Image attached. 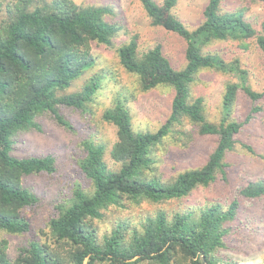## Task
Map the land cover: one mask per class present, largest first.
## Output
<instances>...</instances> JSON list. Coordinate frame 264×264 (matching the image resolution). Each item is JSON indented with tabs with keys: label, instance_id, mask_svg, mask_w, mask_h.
<instances>
[{
	"label": "trees",
	"instance_id": "1",
	"mask_svg": "<svg viewBox=\"0 0 264 264\" xmlns=\"http://www.w3.org/2000/svg\"><path fill=\"white\" fill-rule=\"evenodd\" d=\"M177 1L138 0L152 25L184 40L185 63L181 69L173 67L160 45L140 51L135 37L116 49L119 64L136 76L141 91L157 86L171 88L166 120L153 132L134 130L125 104L128 96L123 89L117 90L102 118L116 129L109 156L118 168L107 166L103 143L84 140L85 154L78 166L91 185H75L70 198L57 207L58 213L48 222L53 246L30 239L11 260L6 253L7 240L0 237V264H220L216 252L226 246L230 222L237 214V198L227 206L212 202L182 212L158 209L145 215L138 228L120 223L101 238L89 223L101 218L111 206L123 207L126 201L162 203L210 185L219 173L224 175V157L236 143L254 153L236 135L260 107L253 105L243 121L232 118L231 107L239 89L253 103L264 97V89L252 90L244 81L246 72L238 69L236 61H226L204 48L215 41L235 40L246 45L245 40L254 39L264 55V22L257 31L245 19L243 9L226 10L222 5L225 0H206L202 20L189 29L174 13ZM112 13L109 6H83L73 0L0 1V233L23 234L29 229L21 210L35 204L38 197L23 186L22 177L55 170V158L50 154H13L15 135L32 128L40 131L35 117L44 112L60 126L73 130L59 107L84 110L105 77L102 72L93 73L79 91H62L94 65L92 42L112 44L120 29L106 18ZM203 69L237 73L240 78L225 83L217 123L206 119L201 96H189V85L198 80ZM186 125L196 127L200 135H216V145L200 167L162 180L154 173L152 152L170 134L187 137ZM239 195L264 196V181L248 182L238 190Z\"/></svg>",
	"mask_w": 264,
	"mask_h": 264
},
{
	"label": "rangeland",
	"instance_id": "2",
	"mask_svg": "<svg viewBox=\"0 0 264 264\" xmlns=\"http://www.w3.org/2000/svg\"><path fill=\"white\" fill-rule=\"evenodd\" d=\"M0 1L6 3L10 0ZM73 1L83 6H109L113 13L108 14L106 18L116 23L120 29L110 46L91 43L94 65L62 91V93L79 91L93 73L102 72L105 77L102 86L84 110L59 107L60 113L73 125V130L60 126L48 112H44L35 117L36 123L41 127L40 131L32 128L25 132L19 131L14 137L13 154L20 157L50 154L55 158V170L51 173L40 172L23 176L21 179L23 186L35 193L38 201L21 210V214L29 223L26 232L0 233V237L7 240L6 253L11 260L17 257L21 247L27 246L30 239L53 246L48 222L58 213L57 207L70 198L75 185L90 187L91 183L78 166V161L85 154L82 145L84 140L103 143L107 166L118 168L109 156L110 147L116 140V129L102 118L103 111L112 106L117 90L123 89L128 96L125 104L131 115L132 127L136 131L153 132L169 115L173 95L171 88L157 86L141 91L136 76L125 72L119 64L116 49L135 37L140 51L160 45L174 68L181 69L185 63L184 40L161 26L152 25L138 0ZM155 1L162 3V0ZM205 4L206 0H178L174 13L189 29H193L202 20ZM222 5L226 10L243 9L245 19L257 31L261 30V24L264 22V1L225 0ZM245 41L246 45L235 40L215 41L204 48V51L217 53L226 61H236L238 69L246 72L244 79L246 85L254 91H262L264 55L254 39ZM236 74L203 69L198 73V80L189 85L191 98L201 96L204 99L208 121L214 123L219 121L225 83L238 82L240 78ZM255 104L260 110L253 113L252 119L244 124L236 135L237 140L248 144L254 153L236 143L224 157L226 164L224 175L219 173L210 185L199 186L183 198L156 204L149 201L132 204L126 201L123 207H109L101 218L89 221L98 238L110 234L120 223L128 224L131 229L138 228L145 215H151L158 209L168 213L182 212L212 202L227 206L231 200L237 198L239 203L237 214L230 222V231L225 237L226 246L216 252V257L220 264L231 262L264 264V196L259 198L238 196V190L248 182L264 181V97L253 103L249 96L239 89L231 107V116L237 121H243ZM184 130L188 133L187 137L170 134L152 152L155 159L154 173L162 180L172 179L184 170L200 167L216 145V135H200L197 128L190 125H186ZM138 264L151 263L142 261Z\"/></svg>",
	"mask_w": 264,
	"mask_h": 264
}]
</instances>
